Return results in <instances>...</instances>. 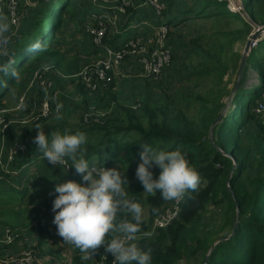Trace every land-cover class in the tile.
I'll return each instance as SVG.
<instances>
[{
	"label": "trees",
	"instance_id": "trees-1",
	"mask_svg": "<svg viewBox=\"0 0 264 264\" xmlns=\"http://www.w3.org/2000/svg\"><path fill=\"white\" fill-rule=\"evenodd\" d=\"M34 1L33 8L24 18V22L29 21L31 25L24 29L20 25L17 30L20 37L17 46L14 48V42H12L9 44L7 55L0 56V65L5 64L6 61H14L6 65L7 72H1L0 108L6 106L4 96L17 86V82L25 81L33 76L36 70L42 69V61L48 64L47 61L51 58L52 60L49 61L53 64L52 68L59 65L60 59L56 57L59 55V51L56 49L58 42L55 40L60 38V32L69 30V25L74 22L70 9L73 8L76 0ZM143 1L130 0V5L126 6L124 14L121 15L122 19L118 23L119 31L113 36H109L110 33L106 34L103 37V42L113 45V42L119 39L122 34L127 32L126 36L130 35L126 29L131 23L130 21L136 19V11L132 7L143 3ZM159 1L162 2V0ZM203 1L204 5L198 6V1L195 0L192 5L187 6L189 9L181 15L184 14L187 18L213 17V19L238 20L239 28L233 29L232 32L229 31L228 34L223 33V39H213L210 43L216 56L206 51L205 58L198 66H193L183 72L176 80L185 82L191 81L192 76L202 80L211 77L212 88L209 89V94L206 97L194 95V101L199 100L200 103L196 115L191 116L187 112L190 109V100L187 99L182 106L178 105L176 101L179 97L177 95L174 96L172 102L167 100L169 96L172 98L167 92L172 89L169 85L175 83L174 80L170 84L172 75L167 79L164 75L157 82L140 79L154 87H161L160 91L163 97L156 100L145 97L140 103L133 102L132 104L120 102L118 94L112 91L114 85L112 83L115 82L113 79L107 86L101 85L97 89L94 98V100L97 99L99 108L97 110L105 113L99 121L84 124L80 122L72 126L68 119L54 122L53 125L52 122H46L40 118L30 126H23L21 128L24 138L22 143L26 145V150L16 155L17 159H13L5 167L0 166V169L5 171L0 176V183L7 179L8 168L19 171L28 164L33 165L34 158L38 154L36 145L32 142L37 131L35 125H40L46 134L57 131L61 133L82 131L87 139L86 143L81 146L78 155H83L93 166L118 167L122 172L124 171L127 178L125 187L128 197L142 205L144 220L141 231L137 234L136 242L141 247L152 250L151 264H177L186 256V252L199 256L200 264L202 262L205 264H264V114L255 111L257 102L261 100V93L264 92V52L259 59L254 61L252 59L254 48L250 49L239 83L231 93L232 103L227 106L222 116L214 124L210 138L209 127L226 106V102H222L221 98L225 93L230 94L231 92L226 89V84L222 85L223 76L228 69L222 62L221 56L224 55L226 44L232 50L236 39H245L250 31V24L239 15L229 12L226 0H213L217 4L223 2L221 7H214V11L213 9L206 10L210 6L209 0ZM240 1L244 2V0ZM174 2V0H165V3H162L164 6L159 12L160 15L156 17L161 18L163 14L170 11ZM88 4L92 5L89 0ZM245 4L249 6L248 11L244 7ZM245 4L242 5L243 10L250 16L249 19L255 25L264 24V0H247ZM92 7L89 9L91 10ZM145 7L150 8L151 6L146 5ZM128 13L129 15H127ZM85 14H83V22L79 25V29H81L79 32L84 38L78 43L83 42L91 45V37L83 29L88 18V15L85 17ZM64 17L68 24L62 28ZM179 18L180 16L168 15L162 21L168 22L173 28L175 21ZM21 31L24 32L21 33ZM197 39L190 38L189 42L198 44ZM36 40L40 41L41 50L26 51L27 46ZM86 40L89 42L87 43ZM240 59L241 53L232 64L235 76ZM248 68L256 71L258 82L254 86L245 87ZM13 71L17 72L19 79L12 76ZM54 76L55 72L52 73L51 78L45 74L47 79L53 81V90L61 87L58 83L59 78ZM70 82L73 84L74 93L79 94L81 98L79 103L83 106V112L87 113L89 109H87V89L84 83L78 77L70 79ZM234 83L235 81H233ZM193 88L186 87L188 91ZM176 91L177 94L180 89L178 88ZM182 97L185 98V95ZM31 104L29 108L32 107L33 104ZM140 143H146L153 148L162 150L179 149L186 154L190 165L200 175L197 189L189 190L178 201V213L165 227L152 229V222L167 208H171L174 201L163 200L159 193L149 195L142 191L141 185L134 175L135 167L139 162ZM40 159V166L45 162L48 163L44 159ZM14 160L15 163L12 164ZM67 161L71 163L70 158ZM40 166L35 168L42 174L44 171ZM153 172L155 175L158 169H153ZM51 173L61 178L66 173H68L67 177L71 178L78 175L71 165L69 169H66L64 165L55 166L54 170L50 171ZM41 174L35 171L31 173V177L36 178ZM9 175L11 176V174ZM45 176L48 174L42 175L43 178ZM19 191L22 196L27 192L26 187ZM4 203L0 202V205ZM210 206L222 207V226L217 229L204 230L203 216ZM153 209L155 212L152 211ZM236 213H238L237 225L234 233L230 234ZM119 218L134 222L131 220L130 214L127 213H121ZM7 228L8 226L0 227L1 236L6 233L5 229ZM35 230V234L31 232L29 235L28 242H25L20 236L18 244L23 246L24 242V246L27 245V247L23 249L29 251L31 255L34 254L43 264H114L113 257L104 252L103 246L96 249L88 259H83L85 253L73 245L70 246L72 248L69 253L66 252L65 255L63 252L65 249L62 251L57 248L55 250L47 249L45 243L50 242V236H48L45 225L37 222ZM219 238L223 239L219 240ZM1 249L3 250V248ZM2 255L0 254V256ZM47 255H51V257L47 258ZM65 256L68 260L65 263L60 262L59 260ZM34 264L38 263L34 261Z\"/></svg>",
	"mask_w": 264,
	"mask_h": 264
},
{
	"label": "rangeland",
	"instance_id": "rangeland-1",
	"mask_svg": "<svg viewBox=\"0 0 264 264\" xmlns=\"http://www.w3.org/2000/svg\"><path fill=\"white\" fill-rule=\"evenodd\" d=\"M174 1L175 2L173 7L170 11H168L169 13L167 12L163 14L161 18L156 17L158 22L156 24H153L150 29H144L140 31L141 27L147 28V22L145 20H142L143 18L142 16H140L138 19L136 18L131 21L128 26V33L130 34L129 36L132 37H135L136 35H144L145 33L154 36V34L156 33L155 40L157 44L163 42L164 48L167 49L169 53V61L168 64L165 65L162 70V76L164 77L165 75V78L167 79L169 76L172 75V77L170 78V84H172V82L175 80L174 85H169L172 88L171 91L167 90V92L169 93V95L172 96V98L169 96V99L167 100L169 102H172L174 96L177 95L179 97L176 101L180 106H182L187 99L190 100L191 105L189 111L187 112L192 116L193 114H197V109L200 105L199 100L194 101V95L198 94L206 97L209 94V89L212 88L211 77L205 78L206 80H202L192 76L190 78L191 81L185 82H177L176 80L177 78H180L183 72H186L193 66H198L203 60V58H205L206 51L216 56V52L212 49V45L210 42L216 38L223 39V33L228 34L230 33L229 31L232 32L233 29L239 28V21L228 20L227 18L213 19V17L187 18L184 14H181L184 11L188 10L189 7L187 6L192 5L195 0ZM197 1L198 6L204 5L203 0ZM227 1V5L232 4L230 7L234 9L236 8L237 10V12H233L230 10L229 12L239 15L241 18H243L250 24V33L255 24L251 19H249L250 16L246 14V11H248L247 8H249V6L245 4L247 0H244L243 2L245 4L244 7L246 11L243 10V7L240 9V11H238V6H242L240 0ZM162 3H165V0H162V2L158 0V4L161 7L164 6V4ZM209 3L211 7H207L206 10L213 9L214 11V7H221L223 5V2L217 4L213 0H209ZM34 4V0H18V11L20 18L13 17V19L15 21H18L19 26L22 25L23 29L27 28L28 25H31L29 21L24 22V18L28 15L30 9L33 8ZM149 4L151 7L146 8L147 12L145 15H151L152 17L154 15H160V13H158L157 8H155L154 4H152L151 2H148L146 4L144 0L143 3H141L143 7H145L146 5L148 6ZM91 7L92 5L89 6L88 0H76V2H74L73 8L70 9V14L71 10L73 13L74 22L69 25V30H67L66 32H60V38L58 40H55L56 42H58L56 43V49L59 51V55L56 57H59L60 59L59 65L55 68H52L53 64L51 61H49L52 60L51 58L47 61L48 64H45V61H42V69L36 70L39 71L37 72L39 78L33 80V85L26 89L33 76L26 79L25 81L20 80L16 83L17 86L4 96L6 105L4 107H6L7 109L6 111L0 110V144L2 146L3 162H5L4 159H6L4 151L7 146L10 144H21L23 142L24 138L23 134L21 133V128L23 126H30L32 123H34V121H37L40 118H43L46 122H52L53 125L55 124L54 122H59L63 119H68L69 123L72 126L80 122H82L83 124L86 123V113L83 112V106L79 103L81 101V98L79 97V94L74 93L73 84H71L70 82V79L77 77L76 75L79 71L84 72L86 76H91L90 83L94 84V78L95 80H97V82H95V86L92 85L90 87L85 85V88L87 89L86 97L88 100L87 109H89V111L99 109L97 106V99L94 100V98L97 94L99 83H103V81L107 78H109L107 79L109 81L104 84L105 86H107L111 80H115V82L112 84L116 85H113L112 91H115L118 94L120 102L132 104L133 102L140 103L145 97H148L151 100H156L163 97L160 91L161 87H154L152 85H149V83L143 81L139 82L136 77L117 76L115 78V76L119 74L116 68L121 67L122 63H125L130 57H126L125 59L121 60L120 63L114 64L115 61H113V59H105L106 55L103 50H99L96 48L97 44L94 42L93 36L92 38H90L92 40L91 45L85 44L83 42L78 43L81 41V39L84 38L79 32V30H81L79 29V25L83 22V14L86 13L85 17L89 15V13L91 12L89 8ZM107 8H109V6L99 7V9ZM138 12L141 15L142 9H138ZM168 15L180 16V18L175 21L176 23L174 24L173 28L168 22L162 21V19L167 18ZM73 17L71 18V20L73 19ZM0 21L8 23L9 32L5 34V39L8 40L10 38V44L14 42L15 48L17 46V42L20 39L19 35L17 34L18 27L16 29L13 27L14 24H12V21L8 16L5 15V13L2 15ZM94 21L95 20H91V16L87 18V27L89 26V29L92 31L94 29ZM66 22L67 19L65 18L63 20L62 28L68 24ZM116 24H118V22H116ZM158 25L159 27H164L163 25H166V27H164L163 30H157ZM134 28L137 29L136 33H134ZM23 32L24 31H21V33ZM113 33H111L110 36ZM249 33L247 34L244 40L236 39L232 45V50L226 44L224 49V55L221 56L222 62L226 64V67L228 69L223 76L222 85L226 84V89L229 91L231 90L230 94L233 92L235 86V83L233 84V81L236 82L237 78L232 69V64L233 61L236 60V58L238 57V54L242 52L247 38L250 37ZM126 35L127 32L122 34L119 39H116L113 43H116L118 40L122 39ZM190 38H199L197 39L198 44L190 43ZM86 42L88 43L89 41L86 40ZM108 45L112 46V43H109ZM118 48L119 47L115 49ZM154 48H156V46ZM149 49L150 47L146 48V51H148ZM5 51L8 52V49H6ZM263 52L264 39L260 41L256 47H254L252 59L254 61L259 59ZM103 63L107 64L109 67L105 68ZM53 72H55L54 77L59 78L58 83L61 86L60 88L54 90L53 81L45 77L46 74L51 78ZM98 72H101L103 76L101 82L98 79ZM42 75L46 78V80H44V86L43 83H40V80H42ZM257 82L258 77L256 71L251 68H248L245 76V87L254 86L257 84ZM182 83L183 85L180 86V84ZM187 86L194 88L191 91H188L186 89ZM178 88L180 89V91H178V93L176 94V90ZM24 91L26 92V94L23 97L21 107L17 109L15 107L19 103V98ZM230 94L225 93L221 98L222 102H226V106H229V104L232 103V94ZM182 95H185V98H183ZM31 102L33 105L31 104ZM42 103L43 105H40ZM30 104L32 105L31 108H29ZM57 104H60L62 106L59 111V115L61 117L60 119H56ZM7 114L9 118L12 119L11 121H9ZM20 118L24 121H20ZM88 120L93 119L90 116ZM25 150L26 147L23 149V152ZM16 155L14 156V159H17ZM41 155L42 154L38 152V154L34 158L33 165L28 164L26 169L21 168L16 174V176H14V174L9 173L11 174V176L8 174L5 182L0 183V202H5L3 205H0V221H2L0 227L8 226L5 234H8L10 236V241H8L9 239L4 240L5 234L2 236L0 235V246H2L0 247V254H3L2 256H0V258L10 256L8 258L7 264H14V261L22 262V257H24L25 255H30L29 251L23 249L24 247H27V245L24 246L23 242L22 246L18 244V241L19 237L22 236L24 241L28 242L27 239H29V235L31 234V232L33 234H35L36 232L35 229L37 222L42 223L43 226L45 225L48 232V236H50V242L45 243L47 249L55 250L57 248L61 249V251L65 249L63 250L65 255V253H69L70 248H72L70 247L71 244L63 241L62 237H60L56 233L55 225L52 223V217L54 213L51 209V203L53 196L55 195L54 186L56 183L67 180L68 177L69 179L79 181L80 176L77 175L71 178L70 176L67 177L68 173H66L61 178L60 176H56V174H50V171L52 172L54 170V167L46 162L40 166ZM65 159L68 160V158ZM13 163H15V160L12 162V164ZM67 163L69 162L67 161ZM6 165L8 164L4 163L0 166L5 167ZM39 166L41 167L42 171H44V173L48 174V176H45L44 178L42 177L44 173L41 174L40 171L35 168ZM69 167L70 165L67 166L68 169ZM35 171L36 173L41 174V176H37L36 178L31 177V173ZM3 172L5 171L0 169V176ZM24 187H26L27 192L22 196L19 190L23 189ZM221 212L222 207H208L203 216V220L205 222V226L203 227V229L211 230L217 229L222 226ZM60 243H62V245H60ZM1 248H3V250ZM11 255H16L17 257L15 258ZM49 257H51V255H47V258ZM66 260L68 259L65 256L59 261L65 263ZM40 263L41 260H38V264ZM30 264H34V261L31 260ZM177 264H200L199 256L190 255V253L186 252V256L180 261H178ZM202 264H205V262H202Z\"/></svg>",
	"mask_w": 264,
	"mask_h": 264
},
{
	"label": "clouds",
	"instance_id": "clouds-1",
	"mask_svg": "<svg viewBox=\"0 0 264 264\" xmlns=\"http://www.w3.org/2000/svg\"><path fill=\"white\" fill-rule=\"evenodd\" d=\"M9 32L7 22L0 21V46L6 45L5 34ZM39 40L30 43L26 51H40ZM7 55L0 51V56ZM6 61L0 65V72H7ZM14 78L19 79L16 71ZM62 106L56 105V119H60ZM36 134L32 142L39 153L53 167L71 165L80 180H64L54 186L51 209L52 223L62 240L85 253L83 259L92 256L100 246L113 257L114 264H151L152 250L141 247L137 234L141 231L144 209L126 191L127 178L118 167L93 166L78 155L86 143L82 131L45 133L35 125ZM139 162L134 171L135 178L143 192L149 195L159 193L166 201H179L189 190L195 191L200 181L198 171L192 167L186 154L179 149L162 150L140 143ZM70 158L71 163H66ZM25 166L24 168H26ZM153 169H158L154 175ZM155 212V209L152 210ZM130 214L131 220H121L120 214Z\"/></svg>",
	"mask_w": 264,
	"mask_h": 264
},
{
	"label": "built area",
	"instance_id": "built-area-1",
	"mask_svg": "<svg viewBox=\"0 0 264 264\" xmlns=\"http://www.w3.org/2000/svg\"><path fill=\"white\" fill-rule=\"evenodd\" d=\"M227 1V0H226ZM35 2V1H34ZM93 7L90 10L88 17L91 16V20L94 21V29L93 31L90 30L89 26L87 27L88 23L85 24V32H87L90 37L94 38V42L97 44L96 48L99 50H103L105 52L106 58L105 59H113L114 64L120 63L121 60L125 59L126 57H130L129 59L135 60L139 65V76L147 79L149 81L157 82L162 77V70L165 67V65L168 64L169 61V53L168 50L164 48L163 42L158 43L156 42V33L153 35H148L147 33L144 35H136L135 37L132 36H125L122 39L118 40L116 43H113L112 46L108 45L107 43L103 42V37L111 32H118L117 30V24L118 17L121 14H124L126 10V6L130 5V0H91ZM151 2L154 4L155 8H157L158 13L161 10V6L158 4V0H146L145 3ZM228 3V1H227ZM150 5V4H149ZM232 4H228V10L237 12L236 8H231ZM242 5V4H241ZM109 6L107 9H99V7ZM243 6H238V11ZM5 13L6 16L10 18L12 21L13 27L16 29L19 28V22L15 21L13 17L20 18L19 11H18V0H0V19L2 15ZM247 14V13H246ZM162 25V24H161ZM166 27V25H163ZM164 27L157 26V30H163ZM260 25H255L253 27V31L249 33V36L256 33V36L251 40L250 42V48L256 47L260 41L264 39V29L260 28ZM18 30V29H17ZM137 29L134 28V33H136ZM157 32V31H156ZM164 37V35H163ZM128 38V39H126ZM133 38V39H132ZM130 39V40H129ZM11 40L10 38L7 40V44L0 46V51H5L9 48ZM152 42V43H151ZM156 46V48H154ZM119 47L118 49H115ZM150 49L146 51V48ZM132 56V57H131ZM104 59V58H103ZM105 68H108L109 66L105 63H103ZM39 71H35L33 73V78L30 80L28 86L29 88L31 85L34 84L33 80H36L39 78V75L37 74ZM108 75V74H107ZM81 82L84 83V85L87 86H95V80L94 78V84L90 83L91 76H86L84 72L79 71L76 75ZM98 79L101 82L103 79L102 73L98 72ZM109 79V78H107ZM105 79L103 83H99V86H105L107 80ZM46 78L42 75V80H40V83H44ZM38 82V81H36ZM46 87V86H45ZM92 89V88H91ZM96 89V88H94ZM26 92L24 91L22 95L19 98V103L16 105L15 108L19 109L21 107L23 97L25 96ZM40 105H43L40 104ZM6 107L1 108V111H6ZM40 110V106H39ZM255 111L259 114H264V92L261 93V100L257 102ZM97 112V113H96ZM9 114V113H8ZM7 114V117L9 121L12 119L9 118ZM105 113L101 110H90L86 113L85 121L91 122V121H99L100 117L103 116ZM92 117L93 120H88L89 117ZM20 121H24L23 119H19ZM25 148V145L23 143L21 144H10L7 146V148L4 151V155L6 156L5 162L2 161V146L0 144V165H3L4 163L9 164L16 154L23 153V149ZM67 161V160H66ZM65 166V164H62ZM67 169V168H66ZM9 170V173L16 175L19 171L15 169H7ZM178 213V201H174L171 208H167L162 214L158 215L154 218L152 222V229L158 228V227H165L171 219H173ZM7 229H5L6 231ZM10 241V236L8 234L4 235V240ZM7 241V242H8ZM13 257H17L16 255H11ZM7 257H1L0 258V264H7L8 258ZM23 264H30V261L34 260L38 263V258H36L34 255H25L22 257ZM14 261V259H13ZM20 261H14V264H22ZM40 264H43L41 261Z\"/></svg>",
	"mask_w": 264,
	"mask_h": 264
},
{
	"label": "crops",
	"instance_id": "crops-1",
	"mask_svg": "<svg viewBox=\"0 0 264 264\" xmlns=\"http://www.w3.org/2000/svg\"><path fill=\"white\" fill-rule=\"evenodd\" d=\"M90 1V3L92 4V2H91V0H89ZM92 6H93V4H92ZM135 11H136V14H135V16H136V18L138 19L140 16H142V20H145L146 22H147V28H143V27H141L140 28V30L141 29H150L152 26H153V24H156L158 21H157V19H156V16H147V15H145L146 14V12H147V10H146V7H143L141 4H139V5H136L135 7H132ZM138 9H142V14L140 15V13L138 12ZM122 15V14H121ZM121 15H119V17H118V23L121 21V19H122V17H121ZM127 15H129V13L127 14ZM147 17V18H146ZM131 22V21H130ZM87 23V20H86V22L84 23V24H86ZM83 29L85 30V25H83ZM117 30L119 31V28H118V24H117ZM126 30H128V27H127V29ZM142 31V30H141ZM111 33H113V32H111ZM110 33V34H111ZM115 33H117V32H114L113 34H115ZM110 34H109V36H110ZM113 34L111 35V36H113ZM117 69V71H118V75H116L115 76V78L117 77V76H133V77H136L137 78V80L139 81V82H141V80L140 79H142L141 77H140V79H139V73H140V70H139V65H138V63L135 61V60H133V59H127V61L125 62V63H122V66L121 67H118V68H116ZM116 85V84H115ZM114 85V86H115ZM46 161V160H45ZM24 169H26V168H24ZM37 169V168H36ZM29 188H30V186H29ZM59 243V242H58ZM60 245H62V243H60Z\"/></svg>",
	"mask_w": 264,
	"mask_h": 264
},
{
	"label": "water",
	"instance_id": "water-1",
	"mask_svg": "<svg viewBox=\"0 0 264 264\" xmlns=\"http://www.w3.org/2000/svg\"><path fill=\"white\" fill-rule=\"evenodd\" d=\"M241 4L243 5V3L241 2ZM260 28L261 29H264V24H260ZM256 36V33H254V34H252L249 38H247V40H246V42H245V44H244V47H243V50H242V52H241V59H240V62H239V66H238V70H237V75H236V82H235V86H234V89H233V91L235 90V88L237 87V83L239 82V78H240V76H241V73H242V69H243V66H244V62H245V60H246V58H247V56H248V54H249V52H250V42H251V40L254 38ZM226 108H227V106H225L224 108H223V110L218 114V116L216 117V119L214 120V122L210 125V127H209V136H210V138H211V131H212V128H213V126H214V124L219 120V118L222 116V114L224 113V111L226 110ZM234 168V167H233ZM237 221H238V213H236V215H235V221H234V224H233V227H232V231H231V233L230 234H232V233H234V230H235V228H236V225H237ZM227 237V236H226ZM221 239H223V238H219V240H221ZM218 240V241H219ZM217 243V242H216ZM215 243V244H216Z\"/></svg>",
	"mask_w": 264,
	"mask_h": 264
}]
</instances>
